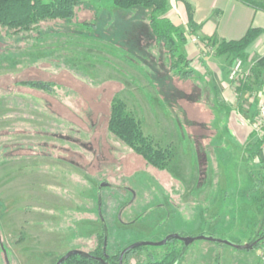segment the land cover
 <instances>
[{
	"label": "rangeland",
	"instance_id": "1",
	"mask_svg": "<svg viewBox=\"0 0 264 264\" xmlns=\"http://www.w3.org/2000/svg\"><path fill=\"white\" fill-rule=\"evenodd\" d=\"M121 13L110 2L79 9L76 28L57 23L71 29L58 40L38 38L26 50L16 36L0 52V264H55L69 250L91 252L99 235L115 254L169 234L246 245L264 233V137L259 152L255 115L241 116L235 89L250 97L264 72L252 73L247 58L248 75L231 81L238 57L224 54L225 93L201 56L180 79L142 14L111 24ZM190 38L200 55H215L213 40ZM113 97L162 150L159 168L106 129ZM168 251L179 252L173 264H264V239L251 249L169 240L134 249L126 260Z\"/></svg>",
	"mask_w": 264,
	"mask_h": 264
},
{
	"label": "trees",
	"instance_id": "2",
	"mask_svg": "<svg viewBox=\"0 0 264 264\" xmlns=\"http://www.w3.org/2000/svg\"><path fill=\"white\" fill-rule=\"evenodd\" d=\"M180 1L185 3L188 17L191 21V8L189 4L185 0ZM241 1L264 9L263 4H257L252 0ZM111 3L120 10L136 9L139 11L136 13L142 14L153 41L163 49L164 55L168 57L170 61L169 67L173 71V74L180 79H185L193 74V69L187 68L191 59L180 51L181 44L186 41L184 33L166 15L168 10L167 0H111ZM139 7L140 9H138ZM88 8H91L90 1L83 0H0V42L6 43L5 45L2 44L4 46L0 47V52L4 49L7 50L5 46L11 38L16 36H20L17 41L19 43L31 35L40 38L48 33H70V28L66 27L62 30L61 26H57V23L63 21V24L66 26L69 25L71 28H76L75 25L79 26V23H74L73 18L77 10ZM260 31L261 29L258 28H249L238 40L217 43L214 54H234L244 61L248 57L246 48ZM251 71L255 74L264 72V55L253 61ZM25 84L31 86L45 85V83L40 81H29L25 82ZM106 129L132 150V152L140 155L146 164L156 168L161 166L159 159L163 157L162 150L150 144L148 137L143 135L139 122L130 115L125 102L118 97L111 99L107 112ZM254 135L255 133L251 132V136L254 137ZM261 140L257 139L255 143L257 151L261 148ZM258 185L262 189V204L264 205V178L260 180ZM102 236L99 235L97 246L91 252L83 251L81 254H73L67 257L61 264H118L121 250L115 254L107 253L103 246L104 237ZM263 239L264 233L255 238L254 241L257 242L253 248ZM170 240L178 239L172 238ZM180 242L183 244L182 241ZM134 249L128 250L123 255L122 264H173L179 254L176 251H168L159 259L150 258L129 263L126 258Z\"/></svg>",
	"mask_w": 264,
	"mask_h": 264
},
{
	"label": "crops",
	"instance_id": "3",
	"mask_svg": "<svg viewBox=\"0 0 264 264\" xmlns=\"http://www.w3.org/2000/svg\"><path fill=\"white\" fill-rule=\"evenodd\" d=\"M90 1L91 8L93 5H102L107 4V2L111 3V0H83ZM187 4H189L191 8V21L188 17L187 8L184 2L180 0H167L168 10L167 16L182 30L186 41L183 45V50L185 55L191 60H195V58H201L204 61V67L211 72L216 81L219 82L220 88L222 92H226L228 87L226 86V77L224 73V69L226 67V57L223 58L221 56L215 55H200V51L196 49V47L191 43V38L193 36L208 38L213 40L214 43H220L222 41H231L240 39L249 28H258L261 31L256 35V37L252 40V42L246 48L247 58L249 60L254 61L258 59L262 55H264V9L256 7L251 4H247L241 0H185ZM257 4H263L264 0H252ZM115 10V9H113ZM120 12V11H119ZM133 14L136 9L127 10L125 13L119 14L120 16L112 20V23L120 19H124L121 17L125 14ZM110 24V25H111ZM63 34V32L59 33H48L41 36L39 39L47 38V36H57L55 40H58L59 35ZM69 35V34H68ZM55 38V37H54ZM15 37L11 40L14 42ZM18 39V38H17ZM34 35L27 36L24 41V45L26 46V50L28 45L34 42ZM51 40V41H55ZM11 41V42H12ZM21 41V42H23ZM105 44L108 42L105 41ZM10 49L9 51H11ZM22 51V49H19ZM25 50V47H24ZM201 50V49H200ZM16 50L11 51L9 53H14ZM229 70V69H228ZM17 74V73H16ZM264 87V83L261 84V87L255 89L253 94L250 97L242 94L241 88H235L236 91H239V94L243 96V103L241 108V116H245L249 111L250 114L254 115L257 105L260 102L264 101V92H262V88ZM245 108V109H244ZM247 108L249 109L248 111ZM247 117V116H245Z\"/></svg>",
	"mask_w": 264,
	"mask_h": 264
},
{
	"label": "water",
	"instance_id": "4",
	"mask_svg": "<svg viewBox=\"0 0 264 264\" xmlns=\"http://www.w3.org/2000/svg\"><path fill=\"white\" fill-rule=\"evenodd\" d=\"M104 185H107V183L102 182V183H100L99 187H102ZM172 238L173 239L175 238V239L182 241L184 245H188L189 243L193 242L195 239H205V240L214 241V242H221V243L225 242V243H228L230 245H233L234 247H239V248H243V249H251V248H253L254 244L257 242V241H254V242L246 244V245H237V244H234V243L229 242V241L215 239L212 236L200 235V236L192 237V236H180L178 234H169L164 239H162L161 241H158V242L139 241V242H133V243L127 245L126 247H124L121 250V252L119 254L118 264H122V257L128 250L134 249V248H136L138 246H142V245H162ZM81 253H83V251H81V250H76V249L69 250L62 257H60L56 261L55 264H61L67 257H69L73 254H81Z\"/></svg>",
	"mask_w": 264,
	"mask_h": 264
},
{
	"label": "built area",
	"instance_id": "5",
	"mask_svg": "<svg viewBox=\"0 0 264 264\" xmlns=\"http://www.w3.org/2000/svg\"><path fill=\"white\" fill-rule=\"evenodd\" d=\"M248 75V71L245 70L243 60L241 58H235L228 71V79L231 81H241ZM264 92V87L262 88ZM257 112L254 114L251 121L252 132L258 135L259 138L264 137V101L257 105ZM261 139V138H260ZM264 145V143H263Z\"/></svg>",
	"mask_w": 264,
	"mask_h": 264
}]
</instances>
